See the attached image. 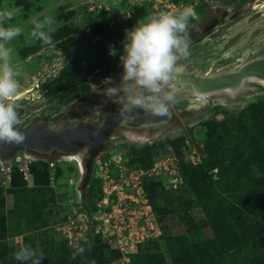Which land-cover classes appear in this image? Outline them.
Returning <instances> with one entry per match:
<instances>
[{"label":"rangeland","instance_id":"rangeland-1","mask_svg":"<svg viewBox=\"0 0 264 264\" xmlns=\"http://www.w3.org/2000/svg\"><path fill=\"white\" fill-rule=\"evenodd\" d=\"M189 5L195 15L188 26L189 56L179 62L185 63V68L198 67L203 72L227 69L264 55V0H0V8L6 7L14 13L9 23L25 29L9 45L13 48L14 62L22 68L18 77L21 88L16 98L17 110H22L18 111L21 123L17 127L30 126L43 118L57 124L68 116L91 117L95 100L108 87L122 83L119 56L125 29L159 12L175 13ZM37 16L54 18L56 31L51 34V45L28 42L30 21ZM100 24L106 31L93 32L91 26ZM110 46L117 50L116 56L109 54ZM84 58L86 62L79 63ZM68 62L77 66L79 74L73 78V97L62 104L50 99L46 92ZM246 86L248 90L233 98L214 93L207 98L206 106L197 110L188 113L175 110L178 113L172 112L169 122L161 126L118 128L105 140L87 171L82 152L72 154L74 158L60 153L50 156L33 153L27 180L16 176L2 184L0 179L3 201L0 220L3 219L7 233L0 238V264H21L12 253L22 245H38L45 254L41 264H127L131 261L129 255L135 252L152 262L151 255L161 252L167 264H173L166 246V242L173 241L170 237L184 236L192 246L212 239L214 233L200 200L192 187L182 181L178 162L182 158L199 163L205 155L207 137L219 150L230 148L232 157V145L242 136V126L251 131V125L257 124L264 131V84L250 81ZM188 93L179 91L175 98ZM257 102L256 106L246 107ZM130 132L135 136L131 137ZM260 144L264 147V139ZM25 153L32 152H17L22 158ZM218 154L222 156L221 152ZM250 155L251 151L245 152L249 173L261 174L259 163ZM149 157L168 166V173L162 170L143 183L153 219L140 221L141 231L134 221H117L118 227L123 226L118 237L126 235L127 240L118 237L116 241L109 240L104 233L106 223L100 217L109 207L102 205L96 195L99 187L102 190L103 176L106 170L117 176L118 160L126 170L147 172L152 167L145 169ZM79 158L82 171L77 166ZM223 158L229 160L227 156ZM216 172L212 170V190L227 188L222 194L231 191L227 197L234 202L239 200L236 196L239 194L253 202V193L256 199H262V192L250 188L245 176L238 180L235 170L226 169L223 179ZM173 176L177 180L169 181ZM251 217L259 221L264 236V210ZM106 227L114 230L110 225ZM128 230L132 233L138 230L143 240L135 243L138 237L131 234L129 238ZM80 247L86 249L83 254L78 252ZM129 250L132 252L126 253ZM238 256H228L225 264L248 262V249L243 248Z\"/></svg>","mask_w":264,"mask_h":264},{"label":"clouds","instance_id":"clouds-1","mask_svg":"<svg viewBox=\"0 0 264 264\" xmlns=\"http://www.w3.org/2000/svg\"><path fill=\"white\" fill-rule=\"evenodd\" d=\"M194 15V9L189 5L175 13L159 12L125 29L123 51L119 56L123 68L122 84L108 87L104 94L126 109L140 108L154 114H167L169 104L175 99L176 75L182 70L179 62L189 56L187 34ZM13 18L11 10L0 8V141L22 143L25 136L17 127L21 119L16 104L22 68L14 62L13 48L9 45L24 34L25 29L11 25L9 22ZM30 24L29 43H53L51 34L56 31L53 17H33ZM109 54L117 55L114 46H110ZM85 251L84 247L78 249L80 254ZM12 256L21 264H41L45 258L38 245H22Z\"/></svg>","mask_w":264,"mask_h":264},{"label":"trees","instance_id":"trees-1","mask_svg":"<svg viewBox=\"0 0 264 264\" xmlns=\"http://www.w3.org/2000/svg\"><path fill=\"white\" fill-rule=\"evenodd\" d=\"M87 13H91V11L87 10ZM91 29L95 33H104L106 31L103 24L95 27L91 26ZM83 61L86 62V58L81 59L79 63L83 64ZM70 64L68 62L63 66L61 68V70L63 69L62 72L47 87L46 94H49L50 99H56L62 104L68 103L73 97L72 93L75 91L73 78L79 74L76 70L77 66ZM117 69L113 68L114 71ZM257 104L259 103H251L246 107L256 106ZM18 111L20 113L22 110L18 109ZM239 124H242V122H239ZM242 127V136L238 138L235 146L232 145V150L234 151L232 157L229 156L230 148L228 151L227 149L219 150L210 142V138L207 137L203 148L205 155L199 163L193 164L189 160L179 159L178 166L182 181L189 187H192L194 194L199 198L202 210L206 215L208 224L213 230L214 236L212 239L193 246L188 245L184 236L170 237L173 241L166 242V246L173 264H225V259L228 256L238 258L239 252L243 248L248 249L249 256L248 262H241V264H264V236L262 235L259 221L251 217V215H257L260 211L264 210V147L260 144V140L264 139V131L257 124L251 125V131H248L247 127ZM248 151H251L250 156H254L255 161L259 163L261 174L253 176L249 173L250 164L245 158V152ZM219 152H221L222 156H218ZM224 152L226 154L223 155ZM226 156L229 160L223 158ZM147 161H149V165L145 169H148L152 165L153 158L149 157ZM213 169H216L218 178L222 179L226 169L235 170L238 180L242 176H245L250 188L262 192V199H256V194L253 193L251 194L253 202L239 194L236 195L239 200L234 202L231 198L227 197V195L231 194V191L228 190L225 192L226 194H222L227 188H224V191L212 190L214 187ZM16 176L22 178L20 172L15 168L12 170L11 181ZM149 178L153 177L142 176V187L147 199L148 196L143 183L144 180H148ZM96 195L98 199H101L103 196L100 187ZM86 197H89V193ZM0 198V204L2 205L1 193ZM2 213L0 209V215ZM6 234L2 219L0 220V238H3ZM135 253L129 255L131 261L127 264H167L161 252L151 255L152 260H154L153 262L147 261L145 256L141 255L139 257Z\"/></svg>","mask_w":264,"mask_h":264},{"label":"water","instance_id":"water-1","mask_svg":"<svg viewBox=\"0 0 264 264\" xmlns=\"http://www.w3.org/2000/svg\"><path fill=\"white\" fill-rule=\"evenodd\" d=\"M175 93L187 90L192 94L224 93L230 98L249 89L250 80L264 82V55L252 58L232 68L213 69L203 73L198 67L191 70L180 63ZM115 99V98H114ZM188 98H175L164 115L140 108H124L112 100L101 111L95 109L91 117L68 116L60 123L43 118L30 126L18 128L25 139L22 143L0 141V159H10L21 150L50 156L53 153L74 154L82 152L84 167L89 170L93 159L100 153L103 143L118 128L149 129L169 122L172 112L186 105Z\"/></svg>","mask_w":264,"mask_h":264},{"label":"built area","instance_id":"built-area-1","mask_svg":"<svg viewBox=\"0 0 264 264\" xmlns=\"http://www.w3.org/2000/svg\"><path fill=\"white\" fill-rule=\"evenodd\" d=\"M33 156V153H25L24 158H22L16 153L10 159H0V179L2 180V184L10 182L12 179V170L15 168L20 172L22 178L27 180L28 163ZM81 162L80 159L78 161V167H81ZM116 163L119 172L117 173V176L113 177L106 170V174L103 176L102 181L103 196L99 199L102 205L109 207V210L100 217L102 221L106 223L104 224V233L107 234L109 240L113 239L114 241H116V238L120 235L119 229L123 227L122 225H119L118 227L117 221H134L135 225L139 226L138 230L141 231L142 227H140L139 222L142 220L148 222L153 219L151 204L147 199L141 184L142 176L146 175L153 177L159 175L158 173L162 170H164V173H168V166H165L159 159L153 161L152 167L147 172L126 170L125 165L120 164L119 160ZM169 173L171 174V172ZM172 173L175 175V170ZM171 180L176 181V176L171 177L169 181ZM106 225H110L114 230H109ZM138 230H135L133 233L129 230L127 231V236L129 238H131V234L134 235V237H138L134 240L135 243L140 242L144 238L143 234ZM118 238L119 240H127L126 235ZM125 243L126 242H124V244ZM133 244H131V247ZM131 252V250L126 251V253ZM124 256V258H126V255Z\"/></svg>","mask_w":264,"mask_h":264},{"label":"bare ground","instance_id":"bare-ground-1","mask_svg":"<svg viewBox=\"0 0 264 264\" xmlns=\"http://www.w3.org/2000/svg\"><path fill=\"white\" fill-rule=\"evenodd\" d=\"M207 72H203V73L205 74ZM250 81H257V80H250ZM250 81H248V82H250ZM259 82H261V81H259ZM261 83L264 84V82H261ZM212 94H214V93H209V94H205V95L191 94L189 96L179 97V98H188V100L186 101V105L185 106H183L181 109H178V112H182V110H191V109H196L197 110V109L201 108L202 106L205 105V103L207 101V98L210 95H212ZM133 136H135V133H131V137H133ZM138 138H139V136H138ZM68 155L72 156V154H68ZM72 157L74 158V156H72ZM79 160H80V158L76 159L77 166H78V161ZM78 168H80L81 171H82V164H81V167L79 166Z\"/></svg>","mask_w":264,"mask_h":264},{"label":"flooded vegetation","instance_id":"flooded-vegetation-1","mask_svg":"<svg viewBox=\"0 0 264 264\" xmlns=\"http://www.w3.org/2000/svg\"><path fill=\"white\" fill-rule=\"evenodd\" d=\"M122 84V83H121ZM121 84L118 86L120 87ZM105 92L102 93V95H100L96 100H95V103L92 105V115L95 111V109L99 110L100 111V115H102V111L101 109L107 105L109 102H111V100L104 94ZM190 95V92L187 94V95H184V96H188ZM191 110H182L181 113H188L190 112ZM175 113H178L176 111H174ZM180 114V113H179Z\"/></svg>","mask_w":264,"mask_h":264}]
</instances>
